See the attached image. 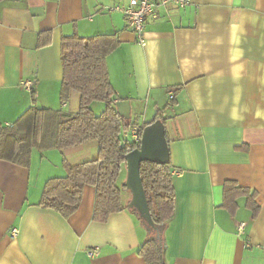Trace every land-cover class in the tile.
<instances>
[{
  "label": "crops",
  "instance_id": "crops-1",
  "mask_svg": "<svg viewBox=\"0 0 264 264\" xmlns=\"http://www.w3.org/2000/svg\"><path fill=\"white\" fill-rule=\"evenodd\" d=\"M128 3L0 0V122L10 125L32 107L75 113L77 92L71 103L60 100L62 38L116 33L107 57L115 106L128 101L132 138L164 118L170 141L176 202L164 230L165 264H264V0L159 6L145 45L114 9ZM97 153L92 140L34 149L28 166L0 159V264H147L139 215L126 207L94 220V186L84 187L69 217L39 204L46 181L66 174L64 158L77 164ZM126 179L124 165L121 187ZM228 181L247 189L230 205ZM121 191L129 206L131 190Z\"/></svg>",
  "mask_w": 264,
  "mask_h": 264
},
{
  "label": "trees",
  "instance_id": "trees-1",
  "mask_svg": "<svg viewBox=\"0 0 264 264\" xmlns=\"http://www.w3.org/2000/svg\"><path fill=\"white\" fill-rule=\"evenodd\" d=\"M61 61L63 78L60 90L62 104L67 103L73 92L79 95V107L75 113L48 107H32L10 125L0 122V159L28 166L32 151L58 149L63 151L89 141L98 143L96 157L71 164L66 158L63 164L66 174L49 178L43 188L40 205L52 208L69 217L79 207L86 185L96 188L93 219L106 221L111 213L126 207L135 211L148 230L147 239L139 253L147 264H165L164 230L175 211L176 194L172 176L170 141L165 119L164 124L168 159H147L141 162V177L154 224L150 225L134 207L124 205L122 187L118 179L125 155L139 146L140 142L126 134L132 124L118 111L114 103L116 95L110 80L107 57L118 46L116 33L62 38ZM103 102L104 108L96 113L94 102ZM246 192L232 182L224 186L225 203L235 201L238 192Z\"/></svg>",
  "mask_w": 264,
  "mask_h": 264
},
{
  "label": "water",
  "instance_id": "water-1",
  "mask_svg": "<svg viewBox=\"0 0 264 264\" xmlns=\"http://www.w3.org/2000/svg\"><path fill=\"white\" fill-rule=\"evenodd\" d=\"M127 104V100L117 102L119 113L125 118L128 117V112H123L122 107ZM147 159H158L163 162L168 159L164 124L161 120H157L145 127L139 146L125 155L127 167V179L125 185L132 192V199L129 202V206L136 208L140 216L150 225H153L154 222L140 171L141 162Z\"/></svg>",
  "mask_w": 264,
  "mask_h": 264
},
{
  "label": "built area",
  "instance_id": "built-area-1",
  "mask_svg": "<svg viewBox=\"0 0 264 264\" xmlns=\"http://www.w3.org/2000/svg\"><path fill=\"white\" fill-rule=\"evenodd\" d=\"M190 1L191 0H129L126 6L117 5L114 9L124 13L128 27L136 33L139 43L145 45V28L149 18L155 14L159 6H167L171 3L184 6ZM31 85L30 81L24 82V86L27 89H31ZM141 132L142 127L135 128L132 138L135 142H140ZM16 233L17 229H13L12 234L15 235ZM94 252L95 251H90V254Z\"/></svg>",
  "mask_w": 264,
  "mask_h": 264
},
{
  "label": "rangeland",
  "instance_id": "rangeland-1",
  "mask_svg": "<svg viewBox=\"0 0 264 264\" xmlns=\"http://www.w3.org/2000/svg\"><path fill=\"white\" fill-rule=\"evenodd\" d=\"M76 95H78V94L76 93ZM71 102H72V100H70V103ZM73 105L76 106L77 104H74V101H73ZM78 107H79V105H78ZM92 107H93V109H94V111L96 113H100L103 110V108H104V103L103 102H100V101L94 102L92 104ZM66 109L68 110V109H71V108L67 107ZM127 136H128L129 139L132 138V133H131L130 130L127 132Z\"/></svg>",
  "mask_w": 264,
  "mask_h": 264
}]
</instances>
